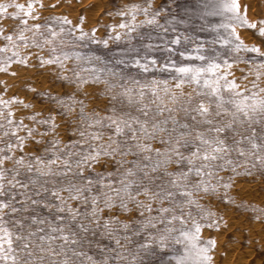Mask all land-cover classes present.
Here are the masks:
<instances>
[{"label": "snow or ice", "instance_id": "obj_1", "mask_svg": "<svg viewBox=\"0 0 264 264\" xmlns=\"http://www.w3.org/2000/svg\"><path fill=\"white\" fill-rule=\"evenodd\" d=\"M153 4L106 13L121 19L98 38L83 15L0 0V264H216L213 233L241 205L264 233V207L230 194L235 177L264 175V19L250 22L239 0H199L179 21ZM237 26L258 29L259 44ZM145 27L158 43L120 58L84 51L143 40ZM182 41L191 49L179 55L197 62L153 55ZM129 66L167 76L128 77ZM41 77L49 87H36Z\"/></svg>", "mask_w": 264, "mask_h": 264}, {"label": "rangeland", "instance_id": "obj_2", "mask_svg": "<svg viewBox=\"0 0 264 264\" xmlns=\"http://www.w3.org/2000/svg\"><path fill=\"white\" fill-rule=\"evenodd\" d=\"M4 3H22L27 4L28 0H2ZM56 0H43L46 7L41 10L42 17H47L49 15H67L73 22L80 15L86 18V28L91 26L98 27L97 37L107 38L105 35L107 28L105 26L111 25L113 23H118L120 17L112 15L109 16L106 13L115 12L117 9L123 8L125 4L128 3H144V0H62L60 6L56 8H48L47 5L55 3ZM199 3V0H176L172 3V0H154L153 7L168 9L169 12L177 16V20L182 19L185 16V10H191L195 8ZM241 5V14H244V8L247 6V18L250 22L258 23L259 20L264 19V0H239ZM15 11L13 8H9L8 12L11 13ZM169 12H162V17L169 15ZM138 19H143V17H138ZM14 21L8 19L3 21L7 25H11ZM163 22V19L161 20ZM261 25L258 24V27ZM177 33H186L191 31L192 28L188 24H176ZM196 34L200 35L201 38H207V32L201 33L199 31L198 22L195 25ZM119 30V29H118ZM141 35L144 37L141 40L139 37L132 39L131 41L121 39L120 41H109L108 48H104L103 45L90 44L84 51L87 53H94L102 57H116L120 58V55L126 52L130 47L134 46L136 48H141L142 44L152 42L154 44L158 43L155 33L151 29L141 28ZM237 32L240 34L241 39L245 43L259 44L258 29H250L247 27L237 26ZM149 34H151L152 39L149 40ZM135 35V34H134ZM175 35L169 32V38ZM175 52L169 53L167 50L161 46L160 48L153 50V55L157 57L159 61H163L165 58H171L175 60L177 64L182 62H197L194 57H181L179 52L190 50L191 45L186 42H181L180 45H174ZM124 73L128 77H133L137 79L151 78L152 75H156L160 78L167 76V73H143L142 70L129 66L123 69ZM0 79H4L0 76ZM10 82H13L12 78H9ZM17 87L13 91L20 89L19 82ZM36 87H49V81L41 77L36 84ZM103 86L101 85L100 88ZM57 91H63L67 89H62L59 85L55 86ZM90 92L93 88L88 89ZM187 91V88L185 89ZM11 95V92L9 93ZM25 93L21 91V96ZM152 100L151 95L145 98V103ZM107 102L106 98L101 93V100L97 101L100 108L104 107ZM61 138L67 142L68 139L72 138V132H64ZM158 146V145H157ZM243 172V169L239 170ZM251 175H240L235 177V187L231 190L230 194L235 197L236 203L240 204L241 200L254 204L255 206L264 207V175L261 174L259 169H251ZM223 209V205H219ZM225 219L228 222L227 229H222L220 233H213L218 239V249L216 255V264H264V233L261 232L260 226L255 224L251 219V213L245 210V207L241 205L240 208L230 207L224 210ZM124 218V217H121ZM207 236V231L204 233ZM102 243H107L106 240H102ZM131 247V245L129 246ZM227 252L226 256L220 255V253ZM95 245L91 249V254H95ZM167 257H165L166 259Z\"/></svg>", "mask_w": 264, "mask_h": 264}]
</instances>
